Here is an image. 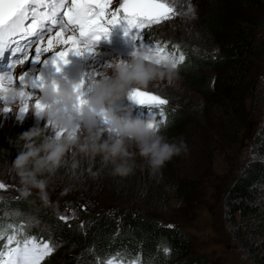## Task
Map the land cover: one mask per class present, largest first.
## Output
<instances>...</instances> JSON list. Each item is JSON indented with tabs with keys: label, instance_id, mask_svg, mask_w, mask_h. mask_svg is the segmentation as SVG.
I'll return each instance as SVG.
<instances>
[{
	"label": "trees",
	"instance_id": "obj_1",
	"mask_svg": "<svg viewBox=\"0 0 264 264\" xmlns=\"http://www.w3.org/2000/svg\"><path fill=\"white\" fill-rule=\"evenodd\" d=\"M217 1H212L217 9L211 11L209 15L213 18L217 14L220 21L215 25L209 23L207 26L211 27L212 34L221 37L219 40L222 44V55L215 58L203 53L204 49L208 48L207 43L213 41L212 36L202 37L201 42L194 40L199 48H191L187 42L178 48H173L172 51L179 56L184 55L185 59L178 64V67L188 72V81H191L192 77L202 79L195 88L189 85L191 89L201 96H206L208 100H215L209 101L210 103L201 100V107L197 111L207 112L211 107L210 104H217L220 100V108L215 109L219 113L214 111L219 121L225 114L224 111L229 110L231 115L234 111L238 113L237 106L241 104L240 101L247 98L245 92H241V86L258 56V50L262 48L257 33L256 21L259 20H252L240 7L262 10L264 0H228L229 4L223 6H219ZM201 67L214 72L211 88L204 70H199ZM112 104L120 112L133 115L132 120L138 119L140 114L146 115L147 109L151 107L133 106L123 98ZM150 109L159 110L157 106ZM164 112L167 126L160 129L182 132L180 130L186 124L185 114L171 106H164ZM149 118H153V122L158 121L159 112ZM220 120H224V126L229 123L224 118ZM1 130L0 128V140L3 136ZM206 132L209 136L210 131L206 130ZM14 133H17L15 127L14 129L9 127L1 147L14 143ZM250 147L249 159L243 161L237 173L231 178L228 176L224 182L222 207L226 220L231 223L233 231L231 235L239 241L252 264H264V117L259 132L250 142ZM91 161V165L85 166L81 162L79 169L72 170L71 158L66 157L64 166L50 177V184L56 187L49 185L50 202L47 205L42 201L39 202V197L35 193L30 197H23L19 191L18 180L11 179L15 193L13 191L7 196L0 195L2 197L0 220L5 210H8L12 216L11 226L15 223L12 227L19 230L23 225V230L19 232L17 239L22 240L29 234L63 249L57 255L52 253L51 256L46 257L42 264H100V261L111 258L117 253L122 254L125 264L126 261L136 258H139L140 264H206L202 258L196 257L193 250L194 241L184 229L174 223L157 221L144 214L143 210L146 209L138 199L140 195H151L152 202H158L160 199L149 175L145 179L141 174L143 168L147 169L146 161L142 162L143 165L141 161L136 163L134 174L126 178L110 175V170L102 165L99 157ZM172 161L177 162L175 157L168 161L165 165V174L167 180L173 181L177 187L175 190L166 189L165 193L181 200L195 186H189L187 174L183 173L180 176L173 173ZM89 167L93 171L99 170V175L93 178L87 172ZM110 176L114 179L111 199L115 204L111 202L110 207L108 205V208L103 210L104 207L99 205L98 200L91 197L92 192L87 189L86 182L90 179L95 183L93 185L100 187ZM131 202H134L133 206L130 205ZM66 205L73 209L74 217L61 220L62 206ZM35 208H39L38 215L32 212ZM30 213L39 220L34 226L27 224L26 221V215ZM235 225L241 228V234L237 235L238 228ZM8 234H12L11 230Z\"/></svg>",
	"mask_w": 264,
	"mask_h": 264
},
{
	"label": "rangeland",
	"instance_id": "obj_2",
	"mask_svg": "<svg viewBox=\"0 0 264 264\" xmlns=\"http://www.w3.org/2000/svg\"><path fill=\"white\" fill-rule=\"evenodd\" d=\"M212 1L178 0L176 4L178 13L181 11L187 12V6L190 2L194 15L186 16L178 14L172 20L160 26H153L150 30H139V38L137 39H133V36L137 33L136 28L130 29L127 34L125 33L127 22L124 20H121L115 25H107L109 29L107 36L101 37V39L96 41L90 52L83 51L79 55L70 52L68 56L73 59L81 72V80L83 81L81 91L84 93V98L87 99L91 94L88 92V88L92 78L101 79L104 75H111V62L113 60L128 61L133 53H135L134 48L136 43H143L144 45L152 47L155 44L164 46L165 43L167 45V54L170 57L178 58L179 55L172 51L175 48L173 47L174 45L182 46L188 42L191 48H199V45L194 40L201 42L202 37L212 36L214 37L213 41L210 40L207 43L206 46L208 48L204 49L203 53L215 58L221 56L222 44L219 40L221 37L212 34L210 32L212 30L211 27L207 26L209 23L215 25L217 21H220L217 14L213 18L212 15H209L211 11L217 9ZM119 2L120 0H113L109 6V10L114 11L118 8ZM216 3L219 6H223L228 5L229 1L227 0L226 3V0H218ZM240 8L252 20H259L256 21L258 26L257 33L258 40L262 43V48L258 50V56L241 86V92H245L244 95H247V98L240 101L241 104L237 106L238 113L234 111V114L231 115L230 111L227 110L222 115V118L229 121L227 125L224 126V120L221 121L220 119L222 118H220L218 121L214 115V111L219 113L215 109L220 108V100L217 101V104H210L211 107L208 108L209 111L207 112L203 111L202 113L201 110L197 111L201 107V100L204 102H214L215 100H208L206 96H201L191 89L190 86L194 88L199 86L202 79L192 77L191 81H188L189 74L185 69L177 66L176 72L178 77L171 82L167 78H157L151 81L147 88H142V90H148L162 95L169 101L166 106H171L185 114L184 120H186V124L180 130L182 132H168L167 130L159 129L169 140L176 142L183 140L186 144L187 151L178 156H174L177 162L174 163L172 161L174 166L172 169L174 174H179L180 176L183 173L187 174L189 186L195 187L190 190L188 195H185L184 199L180 200L175 197H170L165 193L166 189L171 188L175 190L177 186L173 181L167 180L165 166L159 171H153L147 166L146 162L147 169L145 170L143 168L144 171L141 174L145 179L149 175L152 184L156 186L155 192L158 194V197L160 196V199L158 198V202H152L150 201L151 195L147 194L140 195L138 199L145 205H142V207H145L146 210L143 211L147 217L157 221L161 220L162 222L174 223L184 229V232L194 241L193 250L196 257L202 258L206 264H252L249 255L240 246L239 241L231 235V232L233 233L231 223L226 220L222 207L224 195V188L222 187L224 182L228 176L230 178L233 177L243 161L245 162L251 156L250 142L253 140V136L259 132L262 117H264V5L262 10L257 8L250 9L245 6H241ZM57 30L54 29L45 35V46L48 35H55V31ZM35 46L33 44L31 49H29V59L24 64L15 67H13L12 61L18 59L21 53L13 54L12 47H9L8 55L5 58L4 66L0 70V74L12 73L17 79L16 84L18 87L20 84L18 81L20 74L27 72L25 79H33L37 75V66L41 68L44 60L52 56L51 52L45 53L39 61H34L31 55L34 54ZM59 47L57 45V50H59ZM31 63L33 67L29 68L31 67ZM64 65L69 68V73L64 79L71 80V77H74V69H72L74 67L71 68L68 62ZM199 70H204L207 83L211 88L212 82L214 81L213 70L205 67H201ZM38 79L41 82L40 78ZM26 90L39 96H42L43 92V89L39 87H28ZM35 90H37V93ZM123 100L125 102H131L129 92L125 94ZM147 106H151L150 108L156 107L155 105ZM4 107H9L10 110L3 111L2 109ZM107 107H109L108 104H106ZM28 108L21 116L18 103L9 105L4 100H0V128L2 129L1 133L3 135L0 140V175L3 177H0V181L11 186L7 190H0V195L2 196H7L12 193L14 191V188H12V180H18L10 165L19 154V136L24 131L33 127L44 128L45 135L48 137H55L56 134V130L49 123V117L47 115L41 116L37 113L32 108L31 101L28 103ZM150 108L149 110L154 113L159 112V110L156 111ZM9 127H13V129L15 127L17 130V133L13 135L14 143L1 147V143L3 142V138L6 137ZM206 130L210 131L209 136ZM85 134V130L83 129H79L75 133V135L79 136ZM93 134L97 135L101 141L114 135L113 132L108 131V125L102 117H98V124L93 130ZM144 161L143 158L138 155L136 156V163H142ZM81 162L85 166L91 165L92 163L88 159H82ZM108 169L110 170V166ZM86 183L88 184L87 189L92 192L91 197L98 200L99 205L104 207L103 210H106L108 205L110 207L111 202L115 204L111 199L113 198L112 195L114 192V179L112 176L107 177L100 187L93 185L95 183L90 179ZM50 187L56 186L50 184ZM38 201L41 202L40 198ZM130 205L133 206L134 202H131ZM62 209L64 210H62L64 217L67 219L74 217V211L68 205L62 206ZM38 210L39 208H35L32 212L38 215ZM33 213L26 215L27 224L31 226H34L39 221L33 216ZM11 218V213L5 210L0 224L5 226L11 225ZM12 226H15V223ZM235 226L237 227V225ZM237 228V235L239 233L241 234V228ZM26 236L30 235L27 234ZM62 250V248L57 247L53 255H57Z\"/></svg>",
	"mask_w": 264,
	"mask_h": 264
},
{
	"label": "clouds",
	"instance_id": "obj_3",
	"mask_svg": "<svg viewBox=\"0 0 264 264\" xmlns=\"http://www.w3.org/2000/svg\"><path fill=\"white\" fill-rule=\"evenodd\" d=\"M149 53L138 51L128 61L113 60L111 75L101 79L92 78L90 95L80 104L74 90L77 83L68 80L54 81L43 88L42 103L49 107L40 112L47 115L56 129L63 135L48 137L45 129L33 127L19 136V154L10 165L18 178L20 194L27 198L35 194L44 204L50 202V177L71 158V169L77 170L82 159L94 160L99 157L102 165L110 166V175L126 178L136 170V156L143 158L153 171L162 169L174 156L187 151L183 140H169L160 129L140 119H123L113 113L112 104L123 98L133 88H147L157 78L170 82L178 77L171 60L159 64L147 59ZM30 92L16 85H9L0 92L9 105L27 104ZM106 117L108 128L114 135L101 141L93 130L98 117ZM79 129L85 135H75ZM87 172L95 178L99 170L90 167Z\"/></svg>",
	"mask_w": 264,
	"mask_h": 264
},
{
	"label": "snow or ice",
	"instance_id": "obj_4",
	"mask_svg": "<svg viewBox=\"0 0 264 264\" xmlns=\"http://www.w3.org/2000/svg\"><path fill=\"white\" fill-rule=\"evenodd\" d=\"M113 0H50L43 3L40 0H0V56L5 49L12 47L13 54L21 53V56L12 61L13 67L24 64L30 57L29 49L35 44L34 54L31 55L34 61H39L45 53H52L50 62L56 65L57 71L63 64H66L70 52L77 55L83 51H91L95 42L106 37L108 34L107 25H115L121 20L127 22L125 33L136 28L137 33L133 39L139 38V30H150L153 26H160L172 20L176 15H194L191 3H188L187 12H177L178 0H120L119 7L114 11L109 10ZM40 7L48 8L47 12H40ZM54 29L55 35H48L47 44L44 45V37ZM59 45V50H57ZM173 47L178 48V45ZM149 53L147 59L159 64L161 61L172 60L173 66L177 68L179 63L185 59L181 54L177 57H170L167 54V45L146 48ZM49 61L46 60L45 63ZM26 74L18 77L19 88L26 90L28 87L44 88L46 85L39 79H25ZM17 79L12 73L0 74V92L7 90L9 85H16ZM54 83V81H53ZM83 81L75 86L77 100L80 104L86 102L84 93L81 91ZM32 108L37 113L46 110L49 106L42 103V97L30 92ZM130 98L140 105H155L159 108L160 119L151 124L160 128L167 126L164 106L168 105V99L152 91L133 88L129 93ZM8 104L5 97L0 96ZM23 105V106H20ZM27 104H19V113L22 116L28 110ZM3 111H9L4 107ZM174 111V110H173ZM104 122L107 119L102 115ZM49 123L52 122L49 120ZM56 130L55 136L63 135V130ZM108 131L113 132L108 128ZM9 185L0 181V190H7ZM2 199V197H0ZM61 220H66L64 216ZM11 230L12 234H8ZM23 225L17 230L11 225L0 224V264H42L46 257H49L58 245L40 240L34 236H24L17 239L19 232H22ZM6 239V242H4ZM15 245L14 247L12 245ZM167 252V249H165ZM100 264H125L122 254L117 253L111 258L100 261ZM126 264H140L139 258L126 261Z\"/></svg>",
	"mask_w": 264,
	"mask_h": 264
},
{
	"label": "water",
	"instance_id": "obj_5",
	"mask_svg": "<svg viewBox=\"0 0 264 264\" xmlns=\"http://www.w3.org/2000/svg\"><path fill=\"white\" fill-rule=\"evenodd\" d=\"M67 59H68L69 65L71 66L72 62L68 58V56H67ZM46 60H48L49 62L48 63H45ZM72 67H73V65L71 66V68ZM72 69H74L73 70L74 77H71V81H74L75 83L79 84V77H80L79 76V73L76 72L75 68H72ZM41 71H42V74H43L44 78L46 79V81L48 83H52L53 81H57L59 83H63V82L68 81V80H64V78L69 73V68L66 67L63 64V66L60 67V70L57 71L56 65H54V64H52L50 62V58L49 57L44 60ZM131 90L129 91V93L131 92ZM129 97H130V95H129ZM131 100L135 104L140 105V104L136 103L133 99H131Z\"/></svg>",
	"mask_w": 264,
	"mask_h": 264
},
{
	"label": "bare ground",
	"instance_id": "obj_6",
	"mask_svg": "<svg viewBox=\"0 0 264 264\" xmlns=\"http://www.w3.org/2000/svg\"><path fill=\"white\" fill-rule=\"evenodd\" d=\"M32 88V87H31Z\"/></svg>",
	"mask_w": 264,
	"mask_h": 264
}]
</instances>
